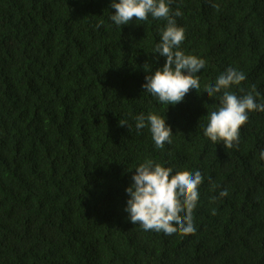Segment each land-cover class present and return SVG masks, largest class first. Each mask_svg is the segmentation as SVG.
I'll return each instance as SVG.
<instances>
[{
	"label": "trees",
	"instance_id": "obj_1",
	"mask_svg": "<svg viewBox=\"0 0 264 264\" xmlns=\"http://www.w3.org/2000/svg\"><path fill=\"white\" fill-rule=\"evenodd\" d=\"M111 2L0 0V264H264V112L231 149L204 136L219 106L204 85L229 67L246 75L230 90L264 102V0H172L179 50L206 64L199 93L169 106L142 87L143 65L166 61L154 54L166 21L116 26ZM149 112L174 133L163 149L135 126ZM146 159L201 172L195 234L130 221Z\"/></svg>",
	"mask_w": 264,
	"mask_h": 264
},
{
	"label": "clouds",
	"instance_id": "obj_2",
	"mask_svg": "<svg viewBox=\"0 0 264 264\" xmlns=\"http://www.w3.org/2000/svg\"><path fill=\"white\" fill-rule=\"evenodd\" d=\"M171 3L172 0H112L111 8L115 9V13L110 16L116 26L127 25L133 19L147 21L149 16L166 21L154 52L158 54L157 59L166 57V61L152 74L146 71L147 62L143 65L147 75L142 87L159 103L168 106L182 102L192 89L199 93L201 85L198 74L206 64L204 59L179 50L185 40L186 30L176 22V17L183 13L179 9L173 12ZM212 6L219 10L218 4L213 3ZM245 79V73L229 67L217 77L214 84L204 85V93L208 97H217L219 94V106L207 113L208 124L204 136L213 143L222 142L225 148L239 145L240 129L248 122L249 112H264V102L257 103L252 92L237 95L230 90ZM135 120L138 130L149 127L156 148L163 149L166 143H172L174 133L165 118L149 112L147 115L140 113ZM119 125L127 126L124 121H119ZM260 158L264 160V150H261ZM202 182L200 171L191 173L180 170L173 174V168L146 159L135 168L132 183L126 189L129 199L125 211L130 221L141 225L145 231L154 230L165 235L195 234L193 212L199 201L198 187ZM227 195V189L219 193L220 197ZM212 214H216L215 209Z\"/></svg>",
	"mask_w": 264,
	"mask_h": 264
}]
</instances>
